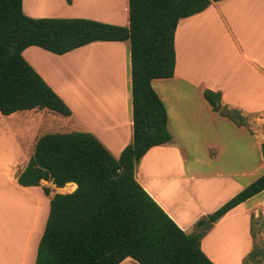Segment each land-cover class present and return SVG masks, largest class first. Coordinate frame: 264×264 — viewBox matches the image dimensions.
Listing matches in <instances>:
<instances>
[{
  "label": "crops",
  "instance_id": "obj_1",
  "mask_svg": "<svg viewBox=\"0 0 264 264\" xmlns=\"http://www.w3.org/2000/svg\"><path fill=\"white\" fill-rule=\"evenodd\" d=\"M22 10L34 18L129 26L128 0H22ZM174 47L173 76L151 81L166 108L172 139L151 147L134 175L174 222L191 232L198 219L264 173V0L212 2L179 20ZM23 56L71 109L66 117L79 122L71 131L92 133L118 157L133 138L129 41H96L61 55L29 46ZM205 90L220 92L222 104L238 110L245 125L214 111ZM13 145L14 156L0 162V264H34L49 197L42 186L17 183L16 174L29 159L22 146ZM41 185L61 193L76 188L67 183L71 190L65 192L60 190L65 186L44 180ZM259 213L264 222V190L213 223L201 239L206 256L214 264H244L253 245L250 216ZM119 264L139 263L127 257Z\"/></svg>",
  "mask_w": 264,
  "mask_h": 264
},
{
  "label": "trees",
  "instance_id": "obj_2",
  "mask_svg": "<svg viewBox=\"0 0 264 264\" xmlns=\"http://www.w3.org/2000/svg\"><path fill=\"white\" fill-rule=\"evenodd\" d=\"M71 3L72 0H66ZM220 0H128L129 26L89 18L27 16L22 0H0V113L43 110L63 116L71 109L24 58L37 46L61 55L96 41H129L133 138L115 157L92 133H45L38 137L25 167L16 174L21 186H42L49 212L34 264H214L201 239L230 209L264 190V173L214 212L181 229L135 178L136 164L153 146L171 141L164 103L153 79L174 73V33L180 19ZM212 109L238 125L245 120L221 102L220 92L204 91ZM76 184L69 193L51 192ZM209 220L208 226H200ZM253 238L244 264H262L261 213L250 216Z\"/></svg>",
  "mask_w": 264,
  "mask_h": 264
},
{
  "label": "rangeland",
  "instance_id": "obj_3",
  "mask_svg": "<svg viewBox=\"0 0 264 264\" xmlns=\"http://www.w3.org/2000/svg\"><path fill=\"white\" fill-rule=\"evenodd\" d=\"M27 54L30 55V52ZM87 69L92 70L90 67ZM28 112L31 111H18L9 116H4L0 113V162L6 163V161L10 160L14 156L13 153L15 152V147L13 144H19L20 147L22 146L24 154H27V159H29V156L33 152V146L36 140L42 134L54 132H71V129H79V122L76 120V118L69 119V117L54 113L52 111L49 113L39 110L32 111L31 113ZM21 114L23 115L19 117L17 116ZM55 118H58L59 121H57ZM56 121L60 124L56 123ZM236 141L238 140L232 133L230 142L234 144ZM10 145L12 147H10ZM17 153L18 150H16V154ZM247 166L248 168L250 167V170H253L252 164ZM60 190L68 192L71 190V188L69 185H66ZM256 238L258 241L264 240V232L261 234L258 233Z\"/></svg>",
  "mask_w": 264,
  "mask_h": 264
},
{
  "label": "water",
  "instance_id": "obj_4",
  "mask_svg": "<svg viewBox=\"0 0 264 264\" xmlns=\"http://www.w3.org/2000/svg\"><path fill=\"white\" fill-rule=\"evenodd\" d=\"M209 223H210L209 220H205V221L203 222V224L200 226V229H201V230L205 229V228L208 226Z\"/></svg>",
  "mask_w": 264,
  "mask_h": 264
},
{
  "label": "bare ground",
  "instance_id": "obj_5",
  "mask_svg": "<svg viewBox=\"0 0 264 264\" xmlns=\"http://www.w3.org/2000/svg\"><path fill=\"white\" fill-rule=\"evenodd\" d=\"M106 73V72H105Z\"/></svg>",
  "mask_w": 264,
  "mask_h": 264
}]
</instances>
